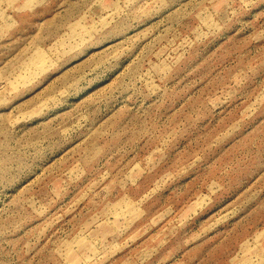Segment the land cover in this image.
<instances>
[{"label": "rangeland", "instance_id": "374dc122", "mask_svg": "<svg viewBox=\"0 0 264 264\" xmlns=\"http://www.w3.org/2000/svg\"><path fill=\"white\" fill-rule=\"evenodd\" d=\"M0 264H264V0H0Z\"/></svg>", "mask_w": 264, "mask_h": 264}]
</instances>
